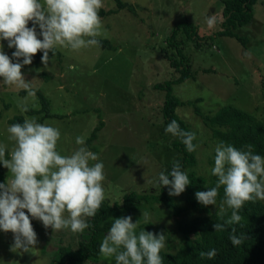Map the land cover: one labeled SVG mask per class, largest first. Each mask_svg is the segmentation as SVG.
<instances>
[{
  "label": "rangeland",
  "instance_id": "rangeland-1",
  "mask_svg": "<svg viewBox=\"0 0 264 264\" xmlns=\"http://www.w3.org/2000/svg\"><path fill=\"white\" fill-rule=\"evenodd\" d=\"M122 1L134 5L135 10L125 7L100 16L101 26L95 38L107 39L111 46L96 44L74 50L56 45L62 56L51 54L47 67L41 59L34 58L31 65H23L22 75L30 82V88L34 92L41 90L50 99L53 116L25 114L28 107H41L39 98L29 95L26 89L4 84L0 77V145L6 146L8 158L15 147V141L9 139L8 128L13 125L8 122L10 118L23 114L26 120L46 123L60 132L57 151L61 155L69 156L86 146L98 156L97 161L90 163L104 165V199L118 202L124 190L155 191L153 182L158 168L181 155L171 146L179 137L165 133L168 123L161 112L165 91L154 87L157 82L179 76L170 62L183 57L168 43V35L175 26H180L176 39L183 40V60L189 63L193 74L172 85V93L186 102L176 108V113L197 137V164L193 169L205 176L212 175L218 144L194 106L211 114L231 104L264 120V0L254 4L249 22L234 29L245 35L247 45L235 35L217 32L223 19L221 0ZM39 2L43 4L44 0ZM102 5L101 8L116 6L114 0H102ZM209 18L215 19L212 26L207 23ZM187 22L195 25L194 34L199 39L195 35L189 37L188 26L184 25ZM37 35L43 39L39 31ZM0 50L16 62L12 56L16 48L8 47L7 40H0ZM99 118L103 126L88 141ZM77 137L84 141L83 145L76 143ZM3 169L0 183L11 179L10 170L4 166ZM176 201L187 207L182 196H177ZM220 203L209 205L210 210L218 212ZM24 211L37 233L38 243L29 252L13 251L15 234L0 229V264H51L61 244L76 246L79 233L70 228L55 231ZM143 212L148 213L147 222L142 219ZM64 215L67 217L68 213ZM192 215L196 214L189 209L173 215L156 203L144 204L139 210L116 218L131 216L134 223L141 219L135 229L137 235L141 229L154 233L163 230L166 242L161 250L173 252L179 243L177 220ZM113 260L114 256L100 253L84 264H115Z\"/></svg>",
  "mask_w": 264,
  "mask_h": 264
},
{
  "label": "clouds",
  "instance_id": "clouds-1",
  "mask_svg": "<svg viewBox=\"0 0 264 264\" xmlns=\"http://www.w3.org/2000/svg\"><path fill=\"white\" fill-rule=\"evenodd\" d=\"M102 6V0H44L43 4L39 0H0V40H7L8 47L16 48L12 53L16 62L0 50L3 83L35 95L30 82L22 75L23 65H31L35 54L43 50L41 60L47 67L49 52L54 56L56 45L76 50L98 44L95 37L101 26L98 9ZM29 21L33 22L31 28ZM207 23L212 26L215 19L209 18ZM37 26L42 40L38 38ZM8 133L15 147L9 153L10 158H5L6 146L0 145V163L11 173L10 180L0 183V229L15 234L12 250L29 252L38 243L25 209L55 231L70 228L73 233H82L91 227L82 217H94L104 200L101 183L104 165L90 163L97 161L98 156L86 146L69 156L61 155L57 151L59 130L34 119L11 125ZM165 133L179 137L186 151H196L198 145L193 143L196 134L183 130L175 119L168 123ZM76 143L83 145L84 141L77 137ZM211 174L218 178L216 186L197 191L196 199L204 206L216 205L218 190L224 186V199L217 215L224 213L227 206L231 216L224 223H214L213 228L215 232H222L226 225H233L229 239L238 247L247 239L245 233L238 235L234 226H243L240 210L245 202L264 200V156L257 154L251 144L237 148L221 141L215 147ZM190 183L181 162L174 160L170 173L162 171L154 178L153 188L167 186L169 196H179ZM142 219L147 222L148 213L143 212ZM140 220L134 223L131 216L114 218L102 240L100 253L105 257L114 256L116 264H162L160 252L165 246L166 234L163 230L154 233L141 229L137 235L135 229ZM216 255L214 248L200 253L201 258L208 259Z\"/></svg>",
  "mask_w": 264,
  "mask_h": 264
},
{
  "label": "trees",
  "instance_id": "trees-1",
  "mask_svg": "<svg viewBox=\"0 0 264 264\" xmlns=\"http://www.w3.org/2000/svg\"><path fill=\"white\" fill-rule=\"evenodd\" d=\"M257 1L221 0L223 19L221 21L222 26L217 32L235 35L240 42L247 45L245 35L237 33L234 29L238 25L245 24L252 19L253 6ZM114 2L116 4L115 7L98 9V15L105 16L125 7L129 10H135L134 5L122 0H114ZM184 25L185 28L188 26L187 33L189 37H194V35L196 37L198 35L194 34V24L187 22ZM28 26L31 28L33 22L29 21ZM178 29H180L179 25L171 30L168 35V43L169 46L176 48L178 54H181L184 59L185 56L182 54L181 48L183 40L176 39ZM37 31L40 33L38 26ZM196 38L199 39L200 37ZM96 40L101 46H111L107 39ZM196 45H199V41H196ZM51 54L53 53L50 51L49 56ZM55 54L62 56L61 51L56 47ZM42 55L43 53L35 54L33 58L37 61L41 59ZM165 56L167 57V54ZM183 59H173L170 62V65L179 72V76L157 82L154 87L165 91V99L161 106L162 116L165 121L169 123L175 119L183 130L193 132L176 113V108L186 104V102L180 100L172 93L173 84L180 83L193 76L189 63ZM204 71H207V68ZM44 75L48 78L45 73ZM20 92L25 94V90H21ZM35 94L39 98L41 107L39 109L28 107L24 113H43V118L53 116L51 101L46 94L41 90L35 91ZM187 103L189 104V102ZM194 107H196L197 114L202 117L204 123L210 129L212 137L218 143L224 141L237 148L251 144L254 146V151L257 154L264 156V120L260 119L256 114L247 112L231 104H226L211 114H206L198 106ZM25 120L23 114H18L10 118L8 122L16 124L23 123ZM102 126L103 120L99 118L88 141L97 136V131ZM171 144L181 154L175 160L181 162L182 171H185L191 180V183L186 186L185 191L179 195L187 202V207L176 201L177 196H169L167 186L161 187L158 190L155 189V191H152V188L147 191L124 190L120 202L104 199L94 217H84L91 227L85 229L83 233H79L75 247L61 244L56 250L51 264H84L88 259L98 258L100 256L101 240L107 235L116 216L135 212L142 208L144 204L156 203L163 205L173 215H181L187 209L191 210V213L196 214L177 220L176 228L179 233V243L173 252L161 250L162 264H264V200L245 202L239 213L243 217L241 221L243 226H234L236 227L237 234L245 233L247 239L240 246L234 247L229 239L233 225H226L225 230L222 232H215L213 228L214 223H224V220L231 216V209L225 206L224 213L218 216V212L210 210V206H204L199 203L195 195L197 191H207L209 188L215 187L218 178L213 175H202L193 169L197 164L196 151H186L180 138L173 140ZM5 158H8V152ZM173 161L166 165H161L158 168V175L162 171L170 173ZM3 172V164L0 163V173ZM169 178L171 179V177ZM223 199L224 186H221L218 190L217 201L221 202ZM213 248L217 250V255L214 259L201 258V252H207ZM113 261L116 264L115 257Z\"/></svg>",
  "mask_w": 264,
  "mask_h": 264
}]
</instances>
